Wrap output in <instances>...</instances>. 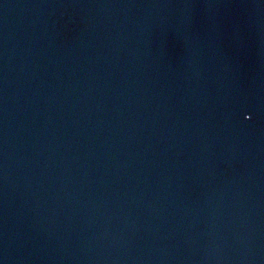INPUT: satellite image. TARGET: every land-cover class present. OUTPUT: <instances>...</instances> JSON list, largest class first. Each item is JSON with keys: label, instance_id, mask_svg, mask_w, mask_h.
Segmentation results:
<instances>
[{"label": "water", "instance_id": "1", "mask_svg": "<svg viewBox=\"0 0 264 264\" xmlns=\"http://www.w3.org/2000/svg\"><path fill=\"white\" fill-rule=\"evenodd\" d=\"M0 264H264V0H0Z\"/></svg>", "mask_w": 264, "mask_h": 264}]
</instances>
